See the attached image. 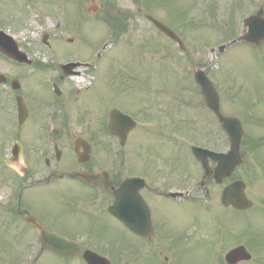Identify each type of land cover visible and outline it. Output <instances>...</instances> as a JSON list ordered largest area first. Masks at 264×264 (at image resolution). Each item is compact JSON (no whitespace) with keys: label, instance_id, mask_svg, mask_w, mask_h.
<instances>
[{"label":"flooded vegetation","instance_id":"obj_1","mask_svg":"<svg viewBox=\"0 0 264 264\" xmlns=\"http://www.w3.org/2000/svg\"><path fill=\"white\" fill-rule=\"evenodd\" d=\"M154 1L129 0V3L142 14L144 8L156 6ZM183 2L189 5L187 14L181 23L172 22L168 26L180 36L184 50L180 52L171 42L175 50H170L167 60L172 62L171 56L180 55L179 68L185 72L183 79H187L188 85L183 93L190 95L181 103L168 98L166 105L163 101L167 98H157L158 109H152L156 115L153 118L141 116L143 107L139 101L128 106L120 103L111 106L100 97V92L89 94V88L77 89L72 75L65 74L59 65L40 64L22 45L19 52L32 64L0 55V264H41L47 257L56 258L61 264H73L75 260L85 264L87 251L111 261L125 260L127 249L132 247L137 264L186 263L190 227L187 217L191 212L194 214L189 205L210 198L212 193L206 192V186H193L186 177L174 180L171 165L165 176L139 172L135 169L137 159L143 158L142 162L149 166L159 150L177 162L180 157L186 158L184 150L175 153L173 145L167 142L175 130V122L177 132L203 129L212 150L220 151L216 148L222 129L205 104L195 74L204 71L208 75L220 94L221 106L224 81L235 82L221 73H234L240 80L238 83L245 84L238 76L241 71H236L235 62L243 53L264 58V41L254 43L264 38V0ZM204 29L215 33L208 53L201 49L205 41L197 39ZM156 34L159 35L157 31ZM209 56L215 59L214 68L207 61ZM227 97L223 99H233ZM251 105L261 106L257 111L253 109L246 119L249 133L258 134L264 130L261 112L264 100L255 99ZM115 110L132 118L138 126L131 129L130 122L118 119L114 124L117 135L113 136L110 115ZM157 119L164 122L155 127L159 133L154 138L150 129L142 125L156 123ZM252 136L247 142V166L254 162L260 168L262 157L254 152L264 145L254 144ZM157 140L164 146L157 149L146 145ZM160 158L168 161L162 155ZM79 159L88 161L81 163ZM209 163L213 169L215 164L212 160ZM72 173L102 176L85 180L71 177ZM130 177L143 178L145 184L138 180L125 185ZM207 181L209 188L214 189L215 181ZM123 187L122 194H117ZM173 193L184 195L167 197ZM115 196L119 198L117 212L146 233L134 234L110 213ZM31 219L49 232L79 244L80 253L60 257L48 250L42 252L36 229L28 223ZM197 219L193 226L197 225Z\"/></svg>","mask_w":264,"mask_h":264},{"label":"rangeland","instance_id":"obj_2","mask_svg":"<svg viewBox=\"0 0 264 264\" xmlns=\"http://www.w3.org/2000/svg\"><path fill=\"white\" fill-rule=\"evenodd\" d=\"M6 1L2 2V0H0V26H2L4 30L10 33L19 31V34L27 32L31 33L34 37L37 36V33L41 32L51 34L56 33V37L49 40L51 45H53L52 53H54V57H48L51 53L44 52L45 48L41 44L35 45L38 41H35L34 39L29 41L32 43L30 48L37 49L36 56L42 64H47L46 61H53L54 58L55 60L60 59L64 62H72L68 60H73V62L82 60L85 61L84 63L93 62V66H96L94 69L93 66L90 70L81 68L78 70L79 75L73 78V85L77 89H86L90 84L93 85V83H95L96 87H94V90L100 92L102 97L111 106L116 103L128 106L139 101L141 106H145L141 110V116L144 118H153L156 116L152 112V109H158L156 107L157 99H154V90L157 85L167 86L170 82L172 83V86L173 84H176L173 88L174 93L172 92L170 95L169 91V95H165V97L168 96L170 101L174 100L178 101L177 103H181L186 96L190 95L188 93H183L184 87H188L187 79H182L180 76L177 77L179 72L175 70L176 68L180 70L178 63L179 58H181L180 55H177L176 57L171 56L172 62L166 60V57L171 55L170 50L173 48L172 45L165 38L157 35L152 25L146 22L142 17L130 22H123L122 26L124 31L121 34L120 39L117 41L111 37L110 29L107 27V24L103 22L105 20L104 17H106L107 14L101 17H89L85 9L89 2L85 4L84 2H86V0H73V5L71 4V0H59L55 8L57 9L60 7L58 9L57 17L55 16L54 5L45 7L47 0ZM107 1L115 3V7H118L117 10L123 12L133 11V9L130 8L129 0ZM166 1L168 0L156 1L157 5H154L155 7L152 8L155 12V16L165 22L168 21L171 23L172 21L176 22L177 20V22L181 23V19L183 18L182 15L187 14L189 5H184L185 3L183 0H169L170 3H166ZM72 10L73 15L71 12ZM46 11L49 13H45ZM177 15L178 17H182L178 18ZM173 16L177 17L175 18L176 20L173 19ZM2 17H5L8 21H4ZM51 17H53L54 20L60 19L61 29L58 32L54 29V20L46 19ZM118 32L120 31L118 30ZM61 36L68 39L73 38L74 42L67 43L66 41H62L59 39ZM197 39L211 43L215 40V33L211 30L207 31L204 29L201 35L197 36ZM39 50L43 52L39 53ZM239 52L240 50H237V54ZM213 60L215 61L212 56L207 57V61L212 63V68L217 65L213 63ZM235 65L237 72H246L238 73V76L245 83V87L237 86V83L240 80L237 78L236 74L221 73L223 77L231 76L235 80V82L232 83L224 81L221 88V96H223V98L233 95L235 101V107L233 109L228 107V110H226L224 107L223 112L226 115L232 114L242 117V113H246L244 108L251 97L259 94L264 100V58L259 56L250 57L248 54L246 55L243 53L238 57ZM155 68L158 69V71H156ZM171 68L175 69L173 70ZM171 70H173L172 74H170ZM120 73L123 74V78ZM183 73L185 74V72ZM135 76H137V79H135ZM129 77L132 79L129 80ZM80 78H82V80H80ZM168 98L163 101L165 105L168 103ZM227 104L229 106L234 105L230 102H227ZM260 107L261 106L256 105L252 109L256 110ZM237 109H242L244 111H236ZM261 112L264 113V109H261ZM171 116L177 117L176 115ZM162 119L166 118L162 116ZM160 123L162 125V122ZM194 130L195 132L190 133L197 136L195 137L197 138L195 142L204 143V130L199 129L198 127ZM196 131L199 132L197 133ZM263 132L264 130L260 131L258 134L249 133V136L253 135L256 138H259L258 135H262ZM151 134L154 138H157L155 136L156 131H153ZM219 141L218 149L222 151L228 149V141L224 134H221ZM155 143L158 144L159 140ZM155 143L149 142L146 145L149 147H157V144ZM158 148L159 147H157V149ZM259 151L261 153L264 149ZM159 154L160 150L156 153V156L153 158L155 160H153L149 166H146V164L142 162L143 158H138L137 160H139V162L136 163L137 165L135 166V169L142 173L163 175L166 174V169L171 165L172 168H176L179 171L182 170V174H186V176L189 174L191 176L194 175L191 177V180L201 179V175L197 173L199 171L197 166L191 161H188L189 158L184 163L186 159L183 155H180L183 157H180L178 160L179 162H177L173 156L167 158L166 152L163 151L160 155L166 157L168 159V161H166L163 158L161 159ZM261 157L262 163L264 164V152ZM182 174L181 172L180 174H174V180H181ZM262 174L260 168L254 162L251 166L248 165L246 168L239 169L236 172V177L243 178L242 181L247 184L248 197L254 203V208L251 211L246 212L243 215H237V219L231 215L232 213L230 211H223L219 204L221 189L217 187L214 188L212 206L210 204L211 207L209 209L210 213L206 212L204 215L199 213V217L202 219L203 230L198 236L199 240L201 239L198 242H211L213 240L212 231L222 230L225 232L230 228L233 229V232L234 230L237 232L233 241L240 242L245 239L248 240L249 236L241 239L240 233L244 234L243 231L249 229L259 237L260 240H258L257 243L253 241V247H249V251L253 255V260L248 264H264V179L261 176ZM194 216L195 214L191 212L187 217L190 228H192L191 223L194 221ZM227 217H230L231 220H226ZM219 219L226 227L225 229H223L217 222ZM227 221L229 223L233 222L234 224L237 221L236 226L231 225L228 228L229 224L226 223ZM233 243L234 242L231 244ZM241 244L244 245V243ZM229 249L230 245L224 243L223 239L220 240L219 238L213 258H208V255L204 254L205 249L203 248L201 249L202 253L199 254L201 259L189 260V258H187L184 259V261L186 260V263L180 264H218L217 256H223V254ZM212 253L213 252H211V254ZM41 264H61V262L53 257H47L43 259Z\"/></svg>","mask_w":264,"mask_h":264},{"label":"water","instance_id":"obj_3","mask_svg":"<svg viewBox=\"0 0 264 264\" xmlns=\"http://www.w3.org/2000/svg\"><path fill=\"white\" fill-rule=\"evenodd\" d=\"M97 11L98 9L94 4V0H92V4L88 8V12L90 14H94ZM149 19L157 26V28L163 34H165L166 36L170 37L175 41H178L175 34L172 33L165 25L152 18ZM0 52L4 55L10 56L9 54H7V51L1 47H0ZM68 69L65 68V70ZM197 82L202 88V93L207 101L209 108L213 109L217 114H219V99L212 84L205 77L204 78L197 77ZM219 117L221 123L223 124L222 126L223 130L229 137L231 150L228 155L216 156L217 160L215 161H217L219 164L215 171V178L217 180V183H221L224 179L228 178L235 171V169L242 164V158H243V154L241 152L243 129L240 121L233 118H224L221 115H219ZM194 151L197 157H199L200 155V154L199 155L196 154L197 151L204 152L199 149H194ZM199 159H201L202 161L201 157ZM202 162L206 168L207 158L204 157ZM222 202L225 206L227 207L232 206L236 210H248L252 207V203L247 200V197L245 195V186L242 182H236L231 187L227 188L223 193ZM39 234L43 240L48 238L52 242H54V244H56L55 246L50 247L51 250L63 255L69 252V249L71 248L70 245L65 243H62L63 244L62 245L59 242H56L55 239L43 229H39ZM65 249H68V251L64 253L63 251H65ZM85 259L88 264H109L105 261H100V259H98L93 255L85 256ZM250 259L251 257L247 254L244 248H238L236 250H233L226 256V261L228 264H238L239 262L249 261Z\"/></svg>","mask_w":264,"mask_h":264}]
</instances>
